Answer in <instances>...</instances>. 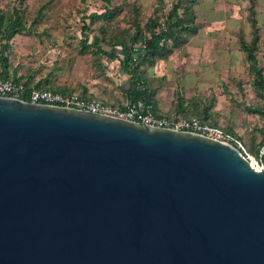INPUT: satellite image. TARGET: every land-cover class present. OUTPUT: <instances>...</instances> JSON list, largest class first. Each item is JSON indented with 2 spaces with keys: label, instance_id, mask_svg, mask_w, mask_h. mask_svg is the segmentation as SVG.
Here are the masks:
<instances>
[{
  "label": "water",
  "instance_id": "water-1",
  "mask_svg": "<svg viewBox=\"0 0 264 264\" xmlns=\"http://www.w3.org/2000/svg\"><path fill=\"white\" fill-rule=\"evenodd\" d=\"M0 264H264V169L198 133L0 96Z\"/></svg>",
  "mask_w": 264,
  "mask_h": 264
},
{
  "label": "rangeland",
  "instance_id": "rangeland-1",
  "mask_svg": "<svg viewBox=\"0 0 264 264\" xmlns=\"http://www.w3.org/2000/svg\"><path fill=\"white\" fill-rule=\"evenodd\" d=\"M172 3L173 0H0V14L17 8L24 21L20 33L9 40L0 38V46L8 45L3 57L0 53V72L37 86L64 88L126 105L131 102L129 75L120 61L127 58L126 51L103 45L119 55L109 59L98 51L97 44L103 37L134 31V20L144 25L157 8L159 15L166 16ZM249 6V0H199L195 5L198 34L174 49L168 58L143 63L142 69L155 90L157 112L182 113L177 106L181 98L187 115L205 111L203 117L238 134L256 155L264 139V119L250 109L263 105L264 92L255 86L250 63L239 46L240 38L247 42L252 39ZM255 9L261 29L257 57L264 68V0H256ZM108 11L110 14L105 15ZM86 38L91 45L88 49L83 45ZM143 46L138 43L136 49Z\"/></svg>",
  "mask_w": 264,
  "mask_h": 264
},
{
  "label": "trees",
  "instance_id": "trees-1",
  "mask_svg": "<svg viewBox=\"0 0 264 264\" xmlns=\"http://www.w3.org/2000/svg\"><path fill=\"white\" fill-rule=\"evenodd\" d=\"M159 1L163 2V0ZM249 1L250 6L248 9V20L252 26V39L250 42H247L243 38H240L239 46L240 50L246 54L247 60L250 63V74L255 77V86H257L260 91L264 92V68L259 65L257 57V51L259 50V44L261 41V29L256 18V0ZM198 2L199 0H173L172 7L166 16L159 15L158 12L160 9L157 8L155 15L151 16L144 25H142L138 19H135L134 24H132L134 31H128L126 34L110 36L108 39L103 37L101 39V43L97 44L98 51L103 53L109 59L119 58V55L110 53L104 48L103 45L126 51L127 58L123 60L121 59L120 61L123 71L129 75L130 86L127 90L129 91L131 102L139 99H145L156 106V102L154 100L155 90L149 85L150 80L145 74V71L142 69V64L145 62L154 63L159 59L168 58L171 54H173L174 49L187 44L192 36L198 34L200 25L195 22L197 19V10L195 5ZM181 10L183 11L181 12ZM107 14H110V11H108L105 15ZM100 16H104V14H101ZM23 22L24 21L21 17V12L19 9L13 8L12 11L8 13L3 11L0 14V38L9 40L15 34L20 33V31L23 29ZM162 23H165L166 28L158 32V27H160ZM138 43L144 44L145 47L141 50H137L136 45ZM83 45L85 49H88L91 46L87 44V38L83 42ZM7 48L8 45L6 43L1 44L0 53L2 57L4 50ZM0 77L4 79H12L17 82H22L28 86H34L41 89H52L64 93L76 92L64 88H48L30 84L25 81H20L18 79L9 77L8 72H0ZM79 94L88 97H97L85 93ZM262 97L264 99V95ZM177 102L178 110L184 114L180 112L174 114L185 117H198L203 121L218 125L208 121L207 118L202 116L205 114V111L202 114L197 113L196 115H187V109L184 106L185 101L180 98L177 99ZM197 106L194 108L197 109ZM250 111L262 116L264 119V102L261 107L251 108ZM236 135L242 140L238 134Z\"/></svg>",
  "mask_w": 264,
  "mask_h": 264
},
{
  "label": "built area",
  "instance_id": "built-area-1",
  "mask_svg": "<svg viewBox=\"0 0 264 264\" xmlns=\"http://www.w3.org/2000/svg\"><path fill=\"white\" fill-rule=\"evenodd\" d=\"M165 28V23H162L158 27V32ZM0 96L24 99L34 103L72 107L152 126L198 133L236 146L249 159L255 169H264V139L257 154L252 155L245 143L224 127L208 123L198 117L161 114L157 112L154 104L145 99L129 102L126 105H114L102 98L83 96L78 92L64 93L52 89H41L2 77H0Z\"/></svg>",
  "mask_w": 264,
  "mask_h": 264
}]
</instances>
